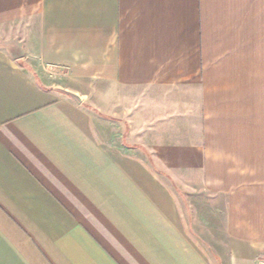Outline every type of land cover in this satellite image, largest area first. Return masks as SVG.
Segmentation results:
<instances>
[{
  "label": "crops",
  "instance_id": "1",
  "mask_svg": "<svg viewBox=\"0 0 264 264\" xmlns=\"http://www.w3.org/2000/svg\"><path fill=\"white\" fill-rule=\"evenodd\" d=\"M0 264H264V0H0Z\"/></svg>",
  "mask_w": 264,
  "mask_h": 264
}]
</instances>
